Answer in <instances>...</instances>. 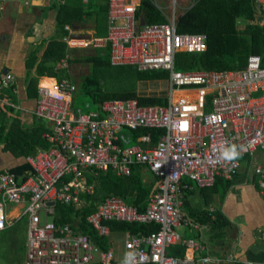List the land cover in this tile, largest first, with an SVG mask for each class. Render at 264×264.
Returning a JSON list of instances; mask_svg holds the SVG:
<instances>
[{"label":"built area","instance_id":"1","mask_svg":"<svg viewBox=\"0 0 264 264\" xmlns=\"http://www.w3.org/2000/svg\"><path fill=\"white\" fill-rule=\"evenodd\" d=\"M34 1L43 0H0L24 4ZM149 1L162 12L166 23L142 25L138 13L141 0H108L106 37L85 38L72 32L65 42L72 49L108 48L113 67L169 73V78L162 81L170 93L169 104L142 106L136 99H118L104 102L97 111L83 113L73 108L77 86L70 79L50 80L57 95L42 88L35 115L52 125V133L46 136L50 148L27 158L32 172L22 185L13 173L0 175V232L7 228L6 203L26 204V264L116 262L112 249L103 250L90 236L56 222V207L80 208L84 204L83 195L91 194L95 187L89 183V170L130 177L135 167L146 169L158 180L145 212L120 197H107L87 218L97 235L111 237L108 222L156 224L159 231L150 235L126 234L124 264H217L206 244L197 238L185 239L177 231L183 222H189L183 211V181L189 180L199 189L214 187L218 179L232 181L241 171L244 158L264 152V67L261 57L252 55L241 70L176 71L177 54L207 49L205 35L180 33L177 28L180 16L197 0H188L189 5L181 12L179 4ZM256 7L257 18L252 24L264 26V0H256ZM68 58L63 59V68ZM14 82L12 74L1 79L0 112L4 107L19 108L3 97V90L12 89ZM176 92H198L199 96L192 102H173ZM140 128L163 129L165 134L155 145L150 135H143L136 144L120 146L123 132ZM232 151L236 155L228 159ZM254 174L264 198V163L255 167ZM178 244L203 256L196 261L168 255L169 249Z\"/></svg>","mask_w":264,"mask_h":264},{"label":"trees","instance_id":"2","mask_svg":"<svg viewBox=\"0 0 264 264\" xmlns=\"http://www.w3.org/2000/svg\"><path fill=\"white\" fill-rule=\"evenodd\" d=\"M58 14V27L62 32L59 38L53 39L45 50L41 60L37 57L38 51L34 50L27 59L28 77L27 89L30 97L38 96V81L40 77L61 81L64 78L72 79L70 65L87 64L91 72L81 78L74 79L77 92L73 98V108L83 113L97 111L101 104L112 100L136 99L142 106H168L169 98L158 96H142L135 90L138 82L161 81L169 78V73L164 71L139 72L135 67H113L110 63L109 49L101 54H87L82 57H74L76 49L70 48L63 41L69 31L67 25H74L85 16L91 17L96 11H108V0H67L62 4ZM138 13L146 24H164L166 19L162 12L149 0H141ZM257 18L256 0H197L194 7L182 14L178 20V32L189 34H203L207 38V49L204 52L179 53L175 59V69L179 72L186 71H224L244 69L250 56L261 57L264 67V26L252 24ZM243 25L240 30L239 26ZM244 27V28H243ZM68 58L66 68H59L60 61ZM135 70V76L128 72H118L116 69L126 71ZM34 74V75H33ZM117 78L122 86L121 90H113V81ZM117 83V81H115ZM185 96V95H184ZM31 130L23 131L20 127L10 130V133L2 135L4 125L0 127V141L6 145L14 144L16 132H21L23 137L18 139L23 156H31L38 149H49L50 144L42 138L43 133L49 131L45 120ZM165 134L163 129L140 128L136 131L123 132L119 144L126 146L136 144L143 135H150L152 144H157ZM126 139V140H125ZM126 142H125V141ZM27 164L12 170L21 175L29 170ZM88 180L94 184L91 194L83 195L84 204L80 208L58 204L56 207V222L61 225H70L75 230L90 236L103 250H109L111 241L119 233L131 235H150L158 232L160 226L156 224L142 225L121 222H108L112 235L105 239L97 235L87 223V218L97 211L99 205L107 197H120L128 205L134 206L139 212H145L148 200L156 192L158 180L145 184L140 172L133 168L130 177H118L113 171L97 172L89 170ZM233 181V180H232ZM228 181L227 186L232 184ZM208 221V220H207ZM217 228L225 226L223 216L218 214L214 220H210ZM169 252V251H168ZM169 255V254H168ZM113 264H120L114 262Z\"/></svg>","mask_w":264,"mask_h":264},{"label":"crops","instance_id":"3","mask_svg":"<svg viewBox=\"0 0 264 264\" xmlns=\"http://www.w3.org/2000/svg\"><path fill=\"white\" fill-rule=\"evenodd\" d=\"M66 1L61 3L60 0H43L34 1L30 4L0 2V82L8 74L15 76L13 90L4 89L3 97L19 107L16 109L2 108L0 127L5 126L2 130L3 136L10 133V130L15 127H20V130L23 131L31 130L41 121L36 117L35 111L38 101L41 99L42 88L49 86L52 79L46 76L40 77L38 96L30 97L26 84L28 77L27 59L30 53L37 50V57L41 60L48 44L54 38L61 39L59 37L62 32L58 27L59 6ZM87 1L84 0V2ZM187 5H189L188 0H186L184 7ZM104 11L107 12V9ZM102 12L96 11L94 8L91 17L85 16L79 22L77 21L74 27L67 25L65 29L69 31L68 36H72V32H74L78 36L84 37V32L87 30L90 32L88 34L99 30L98 22L101 20ZM67 37L63 39L64 42ZM76 51L83 50L76 49ZM62 61L63 59L60 61L59 68H62ZM162 81L149 82L159 83ZM53 92L55 91L53 90ZM183 93L186 96L187 94L199 96L198 92ZM44 122L49 131L43 133L42 138L47 141L46 136L52 133V125L50 122ZM15 135L14 144L6 145L4 140L0 141V175L7 171L13 173L22 185L26 181V177L32 172L31 168L20 176L12 170L24 164L29 165L27 158L35 156L41 148L34 155L23 156L18 142L23 134L16 132ZM262 163H264V152H258L252 158H244L241 171L229 186L226 184L228 181L223 179H218L214 187L205 189H199L189 180L183 181L185 192L183 211L189 222H183L177 231L185 239L197 238L206 244L209 254L217 264L264 263V198L261 196L254 174L255 167ZM136 169L140 172L145 184H150L154 180V176L146 169L139 167ZM25 207V203H6L7 228L0 232V242L13 228L18 227L24 235H27L28 247L29 222L28 217L24 215ZM218 214L223 216V224H226L221 228L210 223V220H214ZM126 234L128 233L123 234L125 240ZM114 238L117 236L115 235ZM110 243L112 248L113 240ZM121 245L122 254L118 256L115 251L114 253L117 262L124 264L125 241ZM168 254L177 258H194L196 261H199L203 256L201 253L192 252L182 244L170 248ZM26 262L27 252L21 264H26Z\"/></svg>","mask_w":264,"mask_h":264},{"label":"rangeland","instance_id":"4","mask_svg":"<svg viewBox=\"0 0 264 264\" xmlns=\"http://www.w3.org/2000/svg\"><path fill=\"white\" fill-rule=\"evenodd\" d=\"M165 2L172 4V5H178L179 8L178 11L181 12V9L185 6L186 0H164ZM168 12V10H167ZM168 13L173 14V11H169ZM243 25H240L239 28L242 30ZM98 28L99 30H96L92 34H88L90 32L85 31L84 32V37H105L107 36L108 32V11L105 12L103 11L101 13V20L98 22ZM74 49H81L83 51H75L74 57H82L87 54H101V51L105 52L106 49H100L96 50L93 48H74ZM68 65V63H67ZM70 74L72 76L71 81L74 82L75 77L76 78H81L84 75H87L91 72V68L87 64H74L70 65ZM118 72H128L130 74H133L135 76V70L129 68L126 71H121L120 69H116ZM113 82V90H121L122 86L119 85L118 83L120 82L117 80V78H114L112 80ZM117 81V83H115ZM76 83V82H74ZM135 90L137 91L138 94L142 96H158V97H167L168 96V90L166 87V84L164 82H159V83H150V82H137L135 85ZM184 93H175L173 95V102H178L181 99H185L189 102H192L195 98L198 96L196 94H187V96ZM170 96V93H169ZM169 96L167 98H169ZM4 172H2L3 174ZM27 234V231H26ZM117 238H113L114 244L112 245L113 251L117 253V255H121L123 252L122 248V243L125 241L123 238V234L119 233L116 235ZM28 252V247H27V235H24L21 230L18 227L13 228L10 233L5 236V238L0 242V257H1V264H21L23 257L25 253Z\"/></svg>","mask_w":264,"mask_h":264},{"label":"bare ground","instance_id":"5","mask_svg":"<svg viewBox=\"0 0 264 264\" xmlns=\"http://www.w3.org/2000/svg\"><path fill=\"white\" fill-rule=\"evenodd\" d=\"M45 88L49 89L53 95H57V94H58V91H57V89L55 88V86L53 85V82H52L49 86H45ZM52 89H53L55 92H53ZM176 93H177V92H176ZM179 93H183V92H179ZM184 100H185V99H184Z\"/></svg>","mask_w":264,"mask_h":264},{"label":"clouds","instance_id":"6","mask_svg":"<svg viewBox=\"0 0 264 264\" xmlns=\"http://www.w3.org/2000/svg\"><path fill=\"white\" fill-rule=\"evenodd\" d=\"M235 155H236V152L235 151H232L230 154H227V158L228 159H232V158L235 157Z\"/></svg>","mask_w":264,"mask_h":264},{"label":"water","instance_id":"7","mask_svg":"<svg viewBox=\"0 0 264 264\" xmlns=\"http://www.w3.org/2000/svg\"><path fill=\"white\" fill-rule=\"evenodd\" d=\"M144 23H145V22L142 20L141 24L144 25Z\"/></svg>","mask_w":264,"mask_h":264}]
</instances>
